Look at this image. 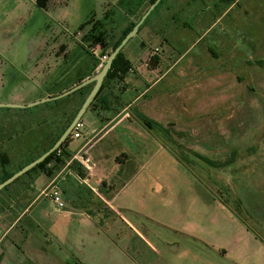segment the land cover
<instances>
[{
	"label": "rangeland",
	"instance_id": "374dc122",
	"mask_svg": "<svg viewBox=\"0 0 264 264\" xmlns=\"http://www.w3.org/2000/svg\"><path fill=\"white\" fill-rule=\"evenodd\" d=\"M150 1L50 0L40 8L37 0H0V104L31 105L73 88L79 69L95 60L85 41L95 23L119 40ZM214 1L165 0L126 46L153 87L128 115L147 107L158 125L112 123L85 150L103 162L84 177L117 211L94 215L103 234L92 235L91 264L100 247L106 264H264V36L234 24L245 22L240 7L214 21L226 8ZM93 52L99 57L101 49ZM81 98L0 108V126L12 129L0 135L7 170L38 156L59 133L61 108ZM170 136L219 165L194 161ZM106 152L118 156L108 160Z\"/></svg>",
	"mask_w": 264,
	"mask_h": 264
},
{
	"label": "crops",
	"instance_id": "0c3cea01",
	"mask_svg": "<svg viewBox=\"0 0 264 264\" xmlns=\"http://www.w3.org/2000/svg\"><path fill=\"white\" fill-rule=\"evenodd\" d=\"M221 5L226 8L221 16L215 17L214 21L219 22L223 16L228 15L229 11L233 12L240 7L242 9L240 16L243 17V21L245 18V22L238 23L237 18H235L234 24L244 25L245 23V35L249 32V35H258L259 38H263L264 0H236L231 4L227 3L226 0L214 1V7L220 8ZM255 25L258 26V31L253 33L250 27ZM207 32L205 31L204 34ZM159 36L157 34L156 37ZM252 39L257 38L253 37ZM164 40L166 41V39ZM95 57L99 59L98 56ZM153 57L159 59L158 64L154 66V71H160L163 67L162 58H160L159 53H155ZM182 58L183 54L173 66L178 65ZM127 59L129 60V58ZM129 61L131 62V60ZM95 63L96 61L87 62V65L84 64L85 68L79 69L78 78L74 81L73 86L79 84L81 80L90 78L89 76L93 72H99L95 68ZM132 68L133 71L121 84L112 83L109 86L107 96L111 100V104L108 109H99L98 112L90 111V116H87L89 111L85 113L82 118V122L85 124L84 133L80 138H77L82 139L84 137V142L76 149H72L73 143L66 148V152L72 155V159L65 166L62 167L56 162H52L47 166L51 177H48L45 172L37 171L29 176H22L23 178L15 184L12 183L13 185L4 194H0V264H67L66 260L69 256L75 260V264L95 262L91 259L92 235L96 236L95 239H101L103 231L97 224L94 215L100 214L106 209L113 213L117 211L113 203L105 199L98 189L91 188L89 180L83 177L87 173L91 176L94 175L97 164L101 165L103 162L102 158H96L90 153L87 155L85 150L87 146H92V142L96 143L102 138L103 132H106V128L110 124L116 123L117 126L123 121H129L132 124L135 120L136 122L139 121L140 127H143L144 124L140 120L141 116L147 118L150 116L149 113L147 114V107H143L146 108L143 111L133 113L131 116L128 115L132 105L140 101L141 96L153 88L137 74L138 70L133 64ZM167 74L163 73L159 81L163 80ZM141 82L144 83V87L139 86L138 83L141 84ZM161 97L164 98L163 95ZM20 102L21 100L13 101V103ZM78 102L79 100L73 99V101L65 104L59 112H68L69 117L72 116ZM8 125L6 127L0 126V135L3 134L2 131L12 130L9 129L11 127ZM55 136L56 132L54 134L51 132L47 138L52 141ZM75 140L72 138V142ZM83 155L88 156L92 165L83 161ZM115 156L118 154L106 152L104 158L111 160ZM21 165L22 163H18L11 171L7 170V166L3 168L1 165L0 178L6 173H15ZM118 166L115 164L113 169L116 170ZM53 182L59 184L62 192V200L66 205L62 210L46 193ZM99 183L108 185L105 179H101ZM64 241L66 244L63 243ZM103 241L104 246L108 243L106 241L113 243L112 240ZM61 245L66 247L68 252H62ZM95 254L97 255V264H106L104 257H102V247Z\"/></svg>",
	"mask_w": 264,
	"mask_h": 264
},
{
	"label": "trees",
	"instance_id": "16d2710c",
	"mask_svg": "<svg viewBox=\"0 0 264 264\" xmlns=\"http://www.w3.org/2000/svg\"><path fill=\"white\" fill-rule=\"evenodd\" d=\"M49 1L50 0H37V5L40 8H46L47 3ZM155 1L156 0H151L149 2V4H148L147 8L145 9L144 13L147 11V9L150 7V5L153 4ZM164 1L165 0H162V2L156 7V9L147 18L145 23L142 25L139 33L145 28V26L147 25V23H148L149 19L151 18V16L164 3ZM235 1L236 0H226V2L230 3V4L235 2ZM144 13H142L138 17L137 21L133 22L123 32L122 37L119 40H113V38H111L110 32L107 31L106 29L105 30L102 29L101 26H102L103 23H100V22L95 23L94 28L92 29L90 34H87V36H85V41L89 43V46H88V49H87L88 53L95 58L94 61H96V63H95V68L96 69H98L100 61H99L98 58H96L94 56L95 54H94L93 50L98 46L101 49V54H100L99 57L104 56V55L110 56V54L120 45V43L128 35V33L135 27V25L138 23L139 19L142 17V15ZM109 49H110V51H109ZM124 50H125V48L119 54L118 58L115 60L112 69L109 71L108 76L105 79V82H104V85H103L101 91L99 92V94L96 97V99L94 100V102L91 104V106H90L88 111L98 112L99 109H102V110L108 109V107L111 104V100L107 96V94H108L107 90H109V86L112 83L121 84L126 79V77L133 71L132 64L127 59V57L125 56ZM152 61L154 62V65L155 64L157 65L159 59L153 57ZM96 73H97L96 71L93 72V74L90 75L89 77L94 76ZM82 81H85V79L81 80L79 83H81ZM92 87L93 86H88V87H85V88H83L82 90L79 91V93H81V97H82L81 98V104L78 102V105H77V107H76V109L74 111V114L72 116L69 117L68 112H64L61 115V120L59 121V133H58V135L55 136V138L51 141V143L38 156H36L33 159H31L30 161H28V163L23 164L20 167H18L17 171H19L20 169H22L27 164H29V163L33 162L34 160H36L37 158H39L42 154H44L51 147L54 146V144L59 140V138L62 136V134L65 132V130L70 126V124L74 120L77 112L79 111V109L82 106L83 102L85 101V99L89 95L90 91L92 90ZM140 120H141V122L144 124V126L146 128L151 129V130L155 127V125H158V124L154 123L149 118H147L146 116H143V115L141 116ZM160 128H162V130L165 132L163 127H160ZM169 139L168 140L170 142H172L173 145H178L179 147L183 148V153L189 154L190 157H192L194 161H199L200 163H205V164H210V165H214V164L215 165H219V162H215V161H213V160H211V159H209L207 157H204V156H202V155H200V154H198V153H196L194 151L186 149L184 146H182L180 144H177L173 140V138L171 136H170ZM71 143H72V134L70 135V137H68L66 139V141L64 142V145L61 148H59L55 153L50 155L43 163L39 164L36 168H34L31 171H29L28 173H26L23 177L29 176V175L33 174L34 172H37V171L45 172V174L48 177H51V173H50V171H48L47 166L49 164H51L52 162H56L58 165H60L62 167L65 166L67 164V162L72 159V155L70 153L66 152V148H68ZM0 159H1L2 167L6 168V166L8 165V158L6 157V154H1L0 155ZM15 173H6L2 178H0V184L2 182L6 181L7 179H9L10 177H12ZM84 176L85 175H83V177ZM23 177H21V178H23ZM21 178L16 180L13 184L17 183ZM13 184L9 185L8 187H6L2 191L8 190Z\"/></svg>",
	"mask_w": 264,
	"mask_h": 264
},
{
	"label": "water",
	"instance_id": "95a60500",
	"mask_svg": "<svg viewBox=\"0 0 264 264\" xmlns=\"http://www.w3.org/2000/svg\"><path fill=\"white\" fill-rule=\"evenodd\" d=\"M162 2V0H156L153 4L150 5V7L147 9V11L142 15V17L139 19L138 23L135 25V27L128 33V35L123 39V41L120 43V45L110 54L108 57L106 63L101 68L99 72H97L94 76L86 79L85 81L77 84L70 90L58 95V96H50L43 100H40L34 104L31 105H19V104H0V108H12V109H27L34 107L36 105H40L43 103L58 101L60 99H63L65 97H68L72 94H75L82 90L85 87L93 86L92 90L90 91L89 95L83 102L82 106L80 107L79 111L77 112L74 120L70 124V126L65 130V132L62 134V136L59 138V140L54 144L53 147H51L47 152L42 154L39 158L34 160L33 162L27 164L22 169L17 171L12 177L7 179L6 181L2 182L0 184V191L4 190L6 187L14 183L16 180L24 176L26 173L31 171L32 169L36 168L39 164L43 163L50 155L55 153L59 148H61L64 145V142L72 132L74 131L76 125L79 123V121L82 120L85 113L89 110L91 104L94 102L96 97L98 96L99 92L101 91L105 79L108 76L109 71L112 69L113 64L115 60L118 58L119 54L123 51V49L127 46V44L134 39L142 25L145 23L147 18L151 15V13L156 9V7ZM83 161L87 162L89 165H92V162L89 160L87 155H83L82 157Z\"/></svg>",
	"mask_w": 264,
	"mask_h": 264
},
{
	"label": "built area",
	"instance_id": "2783aa9c",
	"mask_svg": "<svg viewBox=\"0 0 264 264\" xmlns=\"http://www.w3.org/2000/svg\"><path fill=\"white\" fill-rule=\"evenodd\" d=\"M108 57H109L108 55L99 57L100 64L98 66V71L104 66ZM84 128H85V124L82 122V120L79 121L74 131L72 132V138H75V139L80 138L82 136ZM46 193H48V195L55 202V204L58 206L59 209L62 210L65 208L66 205L62 200V192L57 182L51 183Z\"/></svg>",
	"mask_w": 264,
	"mask_h": 264
},
{
	"label": "flooded vegetation",
	"instance_id": "af4514ba",
	"mask_svg": "<svg viewBox=\"0 0 264 264\" xmlns=\"http://www.w3.org/2000/svg\"><path fill=\"white\" fill-rule=\"evenodd\" d=\"M145 27H147V25L145 26ZM144 30V29H143ZM142 32V31H141ZM141 32L140 33H138V34H141ZM165 41V40H164ZM126 48V47H125ZM159 50L157 49L154 53H157Z\"/></svg>",
	"mask_w": 264,
	"mask_h": 264
}]
</instances>
